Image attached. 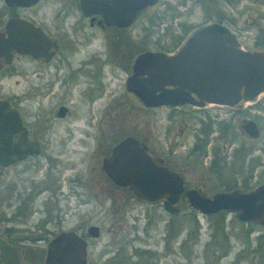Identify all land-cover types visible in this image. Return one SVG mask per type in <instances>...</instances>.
Instances as JSON below:
<instances>
[{"label":"rangeland","instance_id":"obj_1","mask_svg":"<svg viewBox=\"0 0 264 264\" xmlns=\"http://www.w3.org/2000/svg\"><path fill=\"white\" fill-rule=\"evenodd\" d=\"M52 1L43 0L42 3L52 4ZM56 1L61 4L64 0ZM219 17L224 19L222 23L236 35L242 48L264 52V3L261 0H160L157 6L147 9L134 26L123 33L125 59L122 67L120 61L116 60L117 53L113 44L106 45L112 38L115 40L117 33L111 31L108 38L104 39L102 32L92 31L94 38L91 44L80 52L83 54L87 50L89 53L100 49L106 51L108 63L103 68L106 70L108 86L92 105L85 103L83 98L78 99L76 93L69 99L66 98L65 104L70 115L60 123V136L51 140L55 146L51 154H41L29 160L24 174L21 173L23 166L0 169V217L4 213L15 229L8 237L11 240L9 250H5L3 256L0 252L1 260L7 259L8 263L13 264H43L46 243L59 228L81 227L90 241L87 264H264V250L249 249V245L254 247V238L264 227L252 223L240 224L231 213H223L222 218L224 228L230 234L229 244L221 237H216L221 219L218 214L203 216L188 205L182 207V204L179 205L181 210L178 213L169 214L159 203H141L129 192H126L125 203L117 212L111 203V197L97 202L94 198L89 199L84 192L86 181L93 173L90 167L99 160L100 151H107L122 136L132 135L141 139L152 153L164 154L172 149V155L178 158L193 144L194 150H197L196 137L200 125L195 116H191L199 109L187 106L175 109L145 108L125 91L123 83L135 53L156 51L159 50V45H169V30L172 35L181 33L180 23L183 27L195 28L216 21ZM253 21L257 25H249ZM128 40L138 43L132 50L134 54L128 53V48L134 47L132 42L126 44ZM65 47L72 51L76 44L68 43ZM32 67L26 58L15 59L12 68L18 72L11 77L0 75V98L10 92H24L33 83L35 76L30 73L24 76L23 72ZM24 104L28 110L36 107L32 102ZM243 105L252 107L250 115L260 127L259 139L253 143L255 150L247 156V160L240 153L232 155L235 147L247 142V138L238 129L239 122L236 119L230 121V117L236 115L231 114L233 109L206 107L211 109L212 114H216L212 124L213 135H220L218 131L224 133V121H228L227 125L233 131L232 134H222L215 139L209 138L208 147L206 146L208 152L212 147L222 152L224 147L225 151L222 153L226 161L218 174L225 176L226 186L239 185L241 179L248 175L250 164L253 166L250 178L252 184L264 177L262 166L255 161L258 157H264L261 152L264 110L254 107H264V92ZM185 113H189L188 116ZM184 123L186 127L183 126ZM65 127H70L71 136L65 134ZM34 164H39V181L36 180V172L34 171V175L32 171ZM200 167L196 160L189 159V173L185 174L189 185L195 183L199 186L198 178L209 175L208 169L201 172ZM12 183L13 187L9 188ZM25 183L28 187L43 185V191L38 196L23 199ZM211 188L206 187V190ZM10 193L14 196L10 199L12 205L8 208L6 197ZM100 203L102 208H107L106 214L97 212ZM36 208L39 213L32 214V210L36 211ZM31 214L33 218L30 217ZM88 225L98 226L97 238L87 235L85 230ZM38 235L44 238L39 243L32 240ZM219 243L221 245H217ZM225 251L226 254L223 253ZM214 253L222 254L223 258L219 256L217 261L213 260Z\"/></svg>","mask_w":264,"mask_h":264},{"label":"water","instance_id":"obj_2","mask_svg":"<svg viewBox=\"0 0 264 264\" xmlns=\"http://www.w3.org/2000/svg\"><path fill=\"white\" fill-rule=\"evenodd\" d=\"M36 0H4L7 5L24 6ZM157 0H80L84 14L96 13L106 26H128L144 9ZM45 40L40 30L21 19H9L0 33V58L9 62L11 51L47 58L56 45ZM42 42V43H41ZM44 47L47 49L44 51ZM124 88L145 108L176 107L183 104L234 106L253 100L264 92V53L239 48L234 34L219 22L192 29L171 53L145 50L131 64ZM63 109V108H61ZM242 128L251 137L257 129L252 121ZM25 129L15 109L0 101V166L37 153L34 142L25 143ZM17 137V143H12ZM21 145L24 148H21ZM108 178L125 187L144 203L161 201L162 209L175 214V201L181 191V178L149 154L140 140L125 136L111 147L102 160ZM188 205L201 214L226 210L239 222L264 225V182L249 191L233 188L211 199L194 190L185 192ZM87 235L96 238L98 228L87 227ZM86 242L74 231L57 233L46 243L44 264H86Z\"/></svg>","mask_w":264,"mask_h":264},{"label":"flooded vegetation","instance_id":"obj_3","mask_svg":"<svg viewBox=\"0 0 264 264\" xmlns=\"http://www.w3.org/2000/svg\"><path fill=\"white\" fill-rule=\"evenodd\" d=\"M42 1L43 0H36L28 5L18 6V5H7L5 4L4 0H0V33L4 32V25L9 19L12 18L21 19L26 22H29L34 27L40 30V32L45 37V40H41L42 42H51L56 45V50L54 51V53L50 54L47 58H44V56H46L44 52L42 53L43 58L35 59L29 54H20L15 51H11L9 62H5L2 58H0V75L2 76L11 77L13 74H16V72H18L17 70H13L12 68V63L15 59L26 58L33 65L31 70L23 72L24 76H27L29 73L32 74V76H35V80H32L33 83H30L26 87L25 91L20 94H15L10 92L4 98H0V101H5L10 108L15 109L18 112L22 120V125L25 129V136H24L25 143L27 144L29 142H34L38 147L37 153L27 155L25 158L21 160H17L6 166H0V169L3 168L6 169L12 166H23V169L21 170L22 174H24L27 171V169L24 168L25 167L28 168L27 164L29 160H31L34 157L40 156L41 154H46V153L51 154L53 152L55 146L53 143H51V140H53L55 137L60 136V128H59L60 123L70 115V110L65 104L66 98L69 99L70 97L73 96V93H76L78 99L83 98L84 99L83 101L85 103H87L88 105H92L93 101L99 99V97H101L104 94V93L102 94V92L108 86L109 81L107 79L106 70L103 68V66H106L108 63V60L105 57L106 51L100 49L89 53L87 52L88 51L87 50L83 52V54L80 52V50L86 48L87 45L91 44L94 38V33L92 31L96 30L97 32L98 31L102 32L103 36L105 37L104 39L108 38L107 35L111 31L113 33L115 32L117 33L115 40H113L112 38L111 41L109 40L108 42H106V45L110 43V46H112L113 44L114 50L117 53L116 60L120 61L121 63L120 66L122 67L124 66L123 62L125 59V55H124L125 46L123 44L124 43L123 39L125 35H123V33L134 26L135 22L139 19L141 14H143L149 8H154L160 2V0H157L155 4L147 7L142 12H140V14H138L128 26L117 27L114 25L106 26V24L104 23L103 19L99 14L96 13H90L88 15L84 14L80 7V0H64L61 4H57L56 0H53L56 2L54 3L52 1V4H44L42 3ZM261 1L264 3L263 0ZM249 25H257V22L254 23L253 21V23ZM234 36L240 49L244 51L247 50L250 51L249 49L242 48L235 34ZM126 38L129 39L130 37H126ZM130 42L128 40V43L126 44H129ZM68 43L76 44L75 49L69 51L65 47L67 46ZM132 43L134 47L128 48L129 54H134L135 52L132 50L135 49V47L138 45L137 42L133 41ZM46 49L47 47H44V51ZM138 53H135V55H133L131 63L129 64V73L127 74V76L131 73V64L133 62L134 57ZM164 53H168V52H164ZM125 79H124V83H125ZM129 94L133 96L131 93ZM134 98L139 102V100L136 97ZM117 99L118 97H116V100ZM29 101L32 102L33 104H36V107H34L33 110H28L25 107L26 105L24 103H30ZM245 102L247 101H242L234 106L219 105V104H204L202 106H194L190 104H183L176 107H168V106L156 107V108L175 109V108H181L187 106L189 108H197L200 110L197 111V113H192L191 116V117L195 116V119H197V122L200 125V128L198 129L199 133H197V137H196L197 150L196 151L194 150L193 147L194 144H193L185 152V154L181 153L180 154L181 157L179 158L172 155L173 154L172 149L168 150L164 154L152 153L149 147L141 139L136 138L132 135H125V136H132L142 141L147 146L150 155L160 158L164 166H166L171 172L175 173L178 177L181 178V191L177 197V200L175 201V206L178 209L176 213H178L181 210L179 205L182 204V207L183 205L184 206L188 205L187 198L185 195V192L187 190H194L200 196L211 199L215 194L228 192L233 188H238L241 191L246 192L254 188L256 185L264 182V177L261 180L254 182L253 184L250 182V178L253 173V166L250 164L248 165V171H247L248 175L241 179V183L239 185L236 184L233 186L229 184L226 186V184H224L225 176H220L218 174V171L222 167V164L226 161L222 153L225 151L224 147L222 148V152L215 150L213 147L209 152L207 151V147H208L207 140H209V138L215 139L222 134L226 135L233 133V131L230 128L231 126L227 125L228 121L227 122L224 121L222 128L224 133L221 132L219 133L218 131V134L220 135H213L212 131H214V127L212 128V124L213 121L215 122L214 119L216 117V114L215 113L212 114L210 112L211 109H207L206 107L217 106L218 108L224 107V108L233 109V111H231V114H236L237 116L236 115L231 116L230 121L236 119L239 122L238 129L247 138V142L245 144L241 143L233 149L232 155H235L236 153H240V156L243 159L247 160V156L252 154V152L255 150V146H253V143L255 141H258L259 139L260 127L257 124V121L254 120V118H252V116L250 115L251 112L250 110L252 107L243 105V103ZM255 106L262 109V111L264 110V107L254 105V107ZM156 108H151V109H156ZM185 114L188 116L189 113H185ZM246 121H252L255 124L258 132L256 137L249 136L242 128V125ZM183 126L186 127V124L184 123ZM65 134H67L68 136L72 135L70 127H65ZM125 136H122L121 138L116 140L113 144H111L107 149V151L104 152L100 151L101 155L99 157V160L96 161L94 165L90 167V170L93 173L91 174L89 180L86 181V186L84 187L85 194L86 193L88 194V195L86 194L87 197L89 199L94 198L97 200V202L103 201L104 199L106 198L108 199L109 197H111V201H112L111 203L114 204V206L116 207L115 210L117 212L121 209V206L124 205L125 203L124 200L126 197V192L129 193L131 192L127 190L125 187L115 184L108 178V176L102 169V160L109 154L111 147ZM223 141L225 142L226 139H224ZM12 143H17V137L13 138ZM21 148H24V146L21 145ZM261 152L264 155V140L262 141ZM258 158H256L255 161L256 163L262 166V169L264 171V157L263 159H258ZM189 159L196 160L198 166H201L200 167L202 170L201 172H204L206 169L209 170V172H207L209 173V175L205 174L204 176H200L198 178L199 186L196 185L195 183H191L189 185L185 179V174L189 173V169H188ZM32 167H33L32 168L33 174L35 175L36 172L37 175L36 180H38V177H40L39 172L37 170L39 164H34ZM0 177L2 176L0 175ZM26 180L28 181L29 178H27ZM42 186L43 185L28 187L25 183V185L23 186L24 189L23 199L28 198L30 196L32 198L38 196L39 193L43 191ZM12 187H13V183L9 188ZM206 187H212V188L210 190L209 189L206 190ZM13 196H14L13 193H10L6 197V203L8 205L7 206L8 208L9 205L10 206L12 205V202L9 201L10 199L13 198ZM17 197H18V193H17ZM157 203L161 205V201H158L153 204H157ZM144 204H148V203H144ZM98 209L99 210H97V212H100L99 214H103L104 212L106 214L107 212V208H102L101 203ZM34 213L36 214L39 213L38 208H36V211L32 210V214ZM223 213L226 214L229 212L226 210H218L210 214H203V216L218 214L217 216H221V218H223L224 216ZM2 214L3 217H0V227H1L0 251H2V249L9 250L8 248L11 246L9 242L11 243V240L8 237H10L11 233L15 231L13 225L9 223L10 219L6 217L4 213ZM32 214L30 217L33 218ZM231 215L233 216V214ZM221 225L222 228L221 230H218L216 237H221V239H223L225 243H227L228 241V243L230 244V234H228L226 228H224L225 226L224 219ZM87 227L85 231H87ZM96 227L98 228V226ZM261 227H264V225ZM65 230L74 231L78 236L83 238L86 242V251H87V248L90 246V241L86 237L81 227H73L70 229L59 228L57 233ZM98 233H99V228H98ZM37 234L39 233H36V235ZM23 239L24 238H22L21 241H23ZM42 239H44L43 236L38 235L37 238L35 239L33 238L32 240L33 241L36 240L37 243H39L41 242ZM258 244L260 246L259 248L261 250H264V230H262L254 238V247L253 245H249L250 251L253 250L256 251L258 249L257 248ZM217 245H221V244L219 243ZM218 251L219 250L217 249V252ZM226 252L227 251L223 253L226 254ZM219 256L220 258H223L222 254L217 255L216 253H214L213 260L217 261L219 259ZM254 257L255 255L252 256V261H254ZM86 258H87V253H86ZM6 260L7 259H5L4 261L1 260V254H0V264H13V263H8V260L7 261ZM43 264H44V257H43ZM200 264H217V263H200ZM229 264H237V263H229Z\"/></svg>","mask_w":264,"mask_h":264},{"label":"trees","instance_id":"obj_4","mask_svg":"<svg viewBox=\"0 0 264 264\" xmlns=\"http://www.w3.org/2000/svg\"><path fill=\"white\" fill-rule=\"evenodd\" d=\"M216 21L222 23V22H224V19L219 17V18L216 19ZM180 29H181V33H179V34L174 33V35H172V32L169 30V36L171 37V43L169 45H166V44L159 45V50H161L163 52H172V51H174L175 48L178 47L180 45V43L183 41L185 36L193 29V27L192 26L183 27L181 25V23H180ZM222 221H223V219L221 218L220 221H219L218 227H217V232H218L219 229L222 228V225H221ZM240 224H241V222H240ZM246 231H249V229H247ZM259 247L260 246L258 244L257 248H259ZM0 252H1L2 256H3L5 250L2 249V251H0Z\"/></svg>","mask_w":264,"mask_h":264}]
</instances>
